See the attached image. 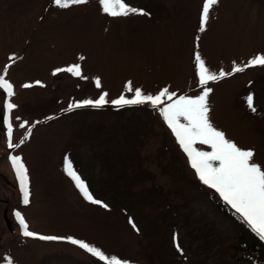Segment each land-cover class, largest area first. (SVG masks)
Returning a JSON list of instances; mask_svg holds the SVG:
<instances>
[{"label":"rangeland","instance_id":"rangeland-1","mask_svg":"<svg viewBox=\"0 0 264 264\" xmlns=\"http://www.w3.org/2000/svg\"><path fill=\"white\" fill-rule=\"evenodd\" d=\"M126 2L150 15L111 17L99 0L66 9L54 0H0V76L14 92L8 97L0 89V264H106L68 237L126 264H261L243 259L235 222L207 196L212 188L160 113L165 104L122 105L133 107L117 112L122 106L112 101L133 99L137 88L145 95L164 88L177 96L201 94L198 51L210 72L229 73L206 85L211 124L252 149L264 168V66L244 67L264 55V0H218L203 32L204 0ZM73 64L85 78L56 72ZM103 93V106L68 110ZM5 102L16 105L12 143L19 146L12 149ZM11 155L28 170L27 205ZM65 157L107 208L84 199L64 170ZM16 212L38 236L64 239L24 236Z\"/></svg>","mask_w":264,"mask_h":264},{"label":"snow or ice","instance_id":"snow-or-ice-1","mask_svg":"<svg viewBox=\"0 0 264 264\" xmlns=\"http://www.w3.org/2000/svg\"><path fill=\"white\" fill-rule=\"evenodd\" d=\"M87 0H54V3L61 8H68L71 5H80L86 3ZM102 11L111 17H127L130 14L150 15L143 9L130 6L126 0H99ZM218 0H204L199 31L205 30V25L209 19L210 8L217 4ZM197 39H199L197 37ZM83 59V57H80ZM196 75L198 77L199 86L203 91L196 96L179 95L175 92H169L164 88L156 95H145L142 90L137 88L134 90L135 96L133 99H126L121 95L118 99L113 100L115 105H136L145 102L150 103L156 107L165 104L160 108V113L175 135L179 145L187 154L191 166L195 169L199 179L209 187L215 189L219 193L224 202L229 205L235 213H237L241 220L256 233L261 240H264V168L253 161L254 151L252 149H242L234 142L225 137L222 131L217 130L209 120V108L207 98L212 91L206 85L210 81L222 79L229 73L221 70L218 74L210 72L206 67L205 61L201 58L197 51L194 55ZM264 66V55H258L248 61L244 67ZM242 67H234L233 72L242 71ZM67 71L75 76H81V67L78 64H73L66 69H57L56 72ZM37 84L40 82L37 81ZM96 86L100 87V80L97 78ZM30 84H25L23 87H31ZM0 89H4L8 97H11L13 92V85L8 82L4 76H0ZM128 91H133L131 83L127 85ZM107 93H103L95 101L85 100L69 104L68 110L82 107L85 105L103 106L108 103L106 97ZM167 99L169 103H165ZM247 103L250 109L255 111L253 106V97L248 96ZM16 105L11 102L3 104L4 109V123L7 126L8 148L12 149L19 145L12 143L13 125L11 120L12 110ZM27 122H24L20 127H24ZM31 134L29 130V135ZM197 144L208 146L211 151H204L196 147ZM16 178L20 184V190L23 193V203H29L28 190V170L20 156H9ZM64 170L66 174L74 181L75 186L79 189L84 199L87 201L101 205L107 208L108 205L103 201L95 199L89 190V186L81 178L75 170L70 158L65 157ZM20 227L23 230V235L27 237H37L38 234L29 230V226L25 218L20 212L15 213ZM135 228L136 225L129 221ZM42 240L64 239L53 236H38ZM72 244L78 245L80 248L91 253L94 257H98L100 261H105L106 264H126L115 256L109 258L98 248L89 245L88 243L74 239L67 238ZM178 250H180L177 244ZM8 264H13L11 260Z\"/></svg>","mask_w":264,"mask_h":264},{"label":"trees","instance_id":"trees-1","mask_svg":"<svg viewBox=\"0 0 264 264\" xmlns=\"http://www.w3.org/2000/svg\"><path fill=\"white\" fill-rule=\"evenodd\" d=\"M123 110L125 109L122 108L120 111L122 112ZM201 188L202 191L205 192V189L203 187ZM206 194L217 212L225 218L235 222L237 233L236 241L238 243L237 248L243 254V259H251L256 263L264 264V240H261L260 237L241 220L240 216L224 202L218 193L212 190V192Z\"/></svg>","mask_w":264,"mask_h":264}]
</instances>
